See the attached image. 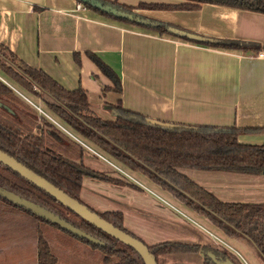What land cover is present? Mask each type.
<instances>
[{
    "label": "crops",
    "instance_id": "0c3cea01",
    "mask_svg": "<svg viewBox=\"0 0 264 264\" xmlns=\"http://www.w3.org/2000/svg\"><path fill=\"white\" fill-rule=\"evenodd\" d=\"M106 1L134 8L140 4L177 7L188 3ZM78 4L77 0H0V46L66 90L83 89L90 110L105 121L117 117L107 106L119 104L127 111L164 123L236 127L241 130L240 144L264 146V58L258 57L264 53V14L211 4L189 11L135 10L148 22L169 27L160 35L150 28L107 18L82 4L78 9ZM170 29L210 40L255 44L260 50L214 48L180 38ZM88 54L99 57L119 76L121 93L113 91L112 80ZM49 119L74 140L65 125ZM86 145L92 150L82 145L83 164L122 184L85 177L81 191L85 204L97 212L122 213L126 229L149 246L171 242L201 245L192 261L198 260V264L204 263L205 252L224 250L211 236L215 235L212 231L202 227L208 233L205 236L197 229L201 226L191 216L195 214L181 211L173 199L156 190L155 183ZM177 170L223 203L264 204V174ZM74 245L85 246L79 242Z\"/></svg>",
    "mask_w": 264,
    "mask_h": 264
},
{
    "label": "trees",
    "instance_id": "16d2710c",
    "mask_svg": "<svg viewBox=\"0 0 264 264\" xmlns=\"http://www.w3.org/2000/svg\"><path fill=\"white\" fill-rule=\"evenodd\" d=\"M77 1L87 9L107 18L150 28L160 35L166 34L169 27L166 24L148 22L137 15L135 10L164 11L171 8L189 11L199 9L201 4H211L264 14V0H186L187 4L177 7L140 4L136 8L120 6L116 2L106 0H93L105 8L116 9L123 16H115L92 5L84 4L80 0ZM198 43L244 52L260 50L255 44L240 41L213 40L211 43ZM9 54L19 62L22 73L3 63H0L1 71L27 93L37 95L39 90L48 95L52 102L44 101V103L52 118L61 122L100 154L132 172L146 176L186 208L205 217L226 237H246L264 257V204L223 203L177 170V168H191L264 174V146L240 144L238 136L241 130L236 127L179 125L182 127L179 130L155 127L147 122L150 118L127 111L119 104L107 106L117 117L115 121H105L90 110L88 96L83 89L68 91L43 71L29 68L12 53ZM88 56L102 73L112 80L113 91L121 93L122 84L119 76L96 55L88 54ZM39 121L49 128L44 134ZM34 130H39V133H35ZM0 150L86 205L116 228L139 239L124 226L122 213L97 212L81 199L85 177L118 185L122 182L87 168L83 164L84 147L77 141L70 140L63 131L46 117L40 116L34 107L1 81ZM0 187L46 208L105 244L102 247L76 237L58 225L0 197L1 204L18 212L17 216L25 218L14 230L12 228L15 226H12L11 221L7 219L12 231L20 233L21 229L25 230L27 223V226L31 225L29 232H32L34 227L35 235L32 232L29 236L37 244V264H60V258L53 248V241L43 227L57 230L64 236L87 246L93 252L92 256L99 257L100 264H145L132 247L107 235L1 163ZM15 212L7 215L16 214ZM59 241L63 242L62 238L59 237ZM145 245L157 261L160 256L197 255L202 249L201 245L180 242ZM218 252L221 257L229 258L227 252ZM204 264L214 263L206 257Z\"/></svg>",
    "mask_w": 264,
    "mask_h": 264
},
{
    "label": "rangeland",
    "instance_id": "374dc122",
    "mask_svg": "<svg viewBox=\"0 0 264 264\" xmlns=\"http://www.w3.org/2000/svg\"><path fill=\"white\" fill-rule=\"evenodd\" d=\"M0 63H3L7 67H10L11 69H14L22 73L20 71L21 67L19 62L14 60L13 57L8 53V51H6L1 46H0ZM0 81L3 82L5 85H7L9 88H11L14 91V93H16L21 99L25 100L32 107H34L38 111L40 116L46 117L51 122L49 117L52 118V116L50 115L49 113L50 111L47 109L44 103V101L52 102V100L48 95H46L44 92L39 90H37L38 91L37 95H31L27 93L22 87L16 85L8 76H6L1 71V69H0ZM38 123L41 127L43 134L49 130V128L46 126V124L44 125L43 122L39 121ZM34 131L35 133H39L38 132L39 130H34ZM70 132L74 134L72 131ZM74 136L79 139L77 135L74 134ZM69 139L73 140L72 138H70V136ZM124 170L127 171L126 169ZM148 180L152 182L150 179ZM156 186L159 188L156 190H158L161 195L163 194L162 196H164L165 198L166 196H168L169 198L173 199L180 206L181 211L184 210L183 212H185L187 215L189 214L188 212L196 215L195 217L194 215L190 214L201 226V228H197V229L201 233H203V235L205 236L208 235V233L204 229L212 231L215 235H217L218 238L222 239L225 243L234 246V248H236V251L241 255L242 258H244V260L248 264H264V257L254 250L252 243L246 237L238 236L237 238H235V241L229 240L219 229H218L219 231H217L216 230L217 228L215 229L214 226L209 221H207L205 217L201 216L200 214L194 213L188 208L186 209V207L183 204L179 203L171 194H169L167 191L162 189L160 186L158 185ZM10 212H15V211L0 203V264H37V244L35 240L31 239V237L29 236L30 235L29 233L32 234L33 232L34 234L35 231L34 227L32 226L33 231L29 232L31 225L27 226L28 225L27 223V225L25 226V230L21 229L20 233L12 231L11 228L8 226L7 219L11 221L12 226H15L14 228H12L14 230L16 229L19 223L24 221L25 218L21 216H17L18 212H15L16 214L11 213L10 215H7V213ZM180 217L184 219L182 215H180ZM43 229L46 231V233L51 237L53 241V248L55 253L60 258V264H100V261H98L99 257L97 255L92 256L91 254H93V252L87 246L74 245L77 242H75L72 238L68 236H64V234H61L57 230H53L48 227H43ZM58 236L62 238V241L65 243L60 242ZM242 243L245 244L246 247H244ZM221 247L224 248V246ZM248 248L253 250L250 251L248 250ZM228 251L233 255L232 256L233 259L238 264H245V262L241 260L242 258L239 255H237V253H234L232 249L231 251L228 249ZM252 251H254L255 254H253ZM177 256L179 257V255L160 256L158 258V264L195 263L192 262L195 260V255H181L179 257L184 260H190V262H186L179 258H175ZM197 261L195 264H198Z\"/></svg>",
    "mask_w": 264,
    "mask_h": 264
},
{
    "label": "water",
    "instance_id": "95a60500",
    "mask_svg": "<svg viewBox=\"0 0 264 264\" xmlns=\"http://www.w3.org/2000/svg\"><path fill=\"white\" fill-rule=\"evenodd\" d=\"M80 1L84 4L92 5L105 12L111 13L115 16H123V14L121 12H118L116 9H113L110 7L105 8L93 0H80ZM169 32L180 38H187L190 41L209 42V43L213 41V40L205 39L198 35L190 34V33L178 30V29H170ZM147 122L152 126L160 127L163 129L179 130L182 128L181 126L176 125V124L164 123V122L154 120V119H148ZM0 163L9 167L12 171L16 172L17 174H19L20 176H22L29 182L33 183L40 189L44 190L45 192L53 196L55 199L60 201L63 205L68 207L70 210L75 212L81 218L91 223L92 225H94L95 227H97L98 229L106 233L107 235L132 247L139 254V256L142 258L145 264H158V261L150 253L149 249L142 241L116 228L114 225H112L111 223L101 218L97 213L90 210L86 205L70 197L64 191L54 186L52 183L48 182L46 179L36 174L35 172H33L32 170H30L29 168H27L26 166L18 162L16 159L4 153L1 150H0ZM0 197H3L4 199L8 200L14 205L20 208H23L50 223L58 225L61 229L75 235L76 237H79L84 240H88L92 244H95L98 246H102V247L105 246L103 242L87 234L81 229L75 227L74 225L68 223L66 220L62 219L60 216L2 187H0ZM204 255H206L214 264H237L231 258L224 259V258L218 257V255L213 251L208 252L207 254H204Z\"/></svg>",
    "mask_w": 264,
    "mask_h": 264
},
{
    "label": "built area",
    "instance_id": "2783aa9c",
    "mask_svg": "<svg viewBox=\"0 0 264 264\" xmlns=\"http://www.w3.org/2000/svg\"><path fill=\"white\" fill-rule=\"evenodd\" d=\"M82 8H83V6H82L81 4H78V9H82ZM258 57H260V58H264V53H260V54L258 55ZM66 131H67V130H66ZM68 133H69V132H68ZM69 134L74 138L75 141H77L78 143H80V144H82V145H85L86 148L92 150V149H91L90 147H88L83 141L79 140L77 137H75L73 134H71V132H70ZM211 236L214 237V239L219 243V245L224 246V248H226L227 250L229 249V250L231 251V248L228 246L227 243H225L223 240H221L220 238H218L217 236H215V235H213V234H211ZM233 252H234V253H237V255H239V256L241 257V255H240L238 252H236V251H234V250H233ZM237 255H236V256H237ZM237 257H238V256H237ZM238 258H239V257H238ZM241 258H242V257H241ZM241 260H243V261L245 262V264H248V263L244 260V258H242Z\"/></svg>",
    "mask_w": 264,
    "mask_h": 264
},
{
    "label": "flooded vegetation",
    "instance_id": "af4514ba",
    "mask_svg": "<svg viewBox=\"0 0 264 264\" xmlns=\"http://www.w3.org/2000/svg\"><path fill=\"white\" fill-rule=\"evenodd\" d=\"M213 252H215L217 255H218V257H220V258H223V257H221L220 255H219V252H218V250H216V251H213ZM223 252H227L228 254H229V258H231V259H233V255L228 251V250H226V249H224L223 251H220V253H223ZM208 252H205L204 254H207ZM207 256L205 255V258H206ZM224 259H226V258H224ZM205 260V259H204ZM234 260V259H233ZM235 261V260H234ZM236 262V261H235ZM237 263V262H236ZM204 264V263H203ZM238 264V263H237Z\"/></svg>",
    "mask_w": 264,
    "mask_h": 264
}]
</instances>
